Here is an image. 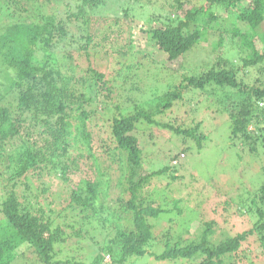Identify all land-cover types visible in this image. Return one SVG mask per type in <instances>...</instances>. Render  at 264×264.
I'll return each mask as SVG.
<instances>
[{
  "label": "trees",
  "instance_id": "16d2710c",
  "mask_svg": "<svg viewBox=\"0 0 264 264\" xmlns=\"http://www.w3.org/2000/svg\"><path fill=\"white\" fill-rule=\"evenodd\" d=\"M11 1L18 9L29 12V3L35 5L40 1L46 5L51 0H29L26 5L20 0ZM79 1L75 10L68 8L66 17L52 12L41 15L37 22L6 24L0 31V77L7 82L4 89L0 86V167L5 157L11 161L12 155L18 153L16 169L7 171L8 177L0 176V264H129L131 257L147 253L158 260L175 263L178 259L183 262L196 259L199 264H264V163L259 177L261 183L255 189H248L234 205L231 204L232 207H223V216L236 208L244 209L242 215L251 222L249 227L239 232L228 228L231 232L218 239L216 228L222 226L215 219L200 220L195 236L191 229H183L184 225L179 231L170 226L161 238L163 250L154 252L149 248L158 236L149 218L159 217L162 213L183 214L185 208L179 204L181 199L171 207H168V200L158 204L152 197L153 192L146 188L154 177L171 168L177 171L176 166L166 165L135 179L142 169L143 151L134 134L140 125L155 123V116L170 109L173 100L181 99L187 88L199 89L204 94L222 89L224 96L221 102L231 105L225 106L222 113L230 111L232 140L241 141V147L255 156L264 151V106L260 105L264 102V34L262 41L258 39L264 23V0H173L169 2L168 9L164 7L166 4L159 7L152 0L140 4L138 0H135L137 4L127 0L119 3L121 15L114 19L101 18L104 21L101 31L90 25L91 17L90 23L88 18L83 19V23L79 21L87 7L96 9L106 0ZM218 7L240 8L231 27L232 36L238 38L231 44L239 48L237 53L242 66L247 69L246 78L240 76V64L230 57L219 56L217 64H212L201 76L184 75L179 85L160 96L152 110L144 105H136L128 113L121 106L112 109L110 127L113 140L102 141L96 149L102 148L111 154L112 163L116 162V157L126 163L128 176L122 195L128 192L129 199L124 201L122 196L120 200L125 203L124 211L130 212L129 218L119 226L115 222L118 209L113 207L111 194L105 192L111 183L110 176L98 162L92 130L98 126V122L92 121L98 112L94 102L98 89L96 95L94 90L100 82V86L106 89L108 82L103 81L104 74L93 68L91 63L93 65L99 60L97 54L101 52L103 57L100 60L108 62L110 58L121 65L118 74L129 77L125 74L133 64L126 61L136 54L132 23L135 9L139 8L141 15L148 14L152 8L165 12L164 17H157L159 26L142 29L159 50L167 53L170 62L185 58L189 50L203 37L206 38L208 29L221 26L218 12L214 10ZM202 15H207L210 22L207 28L195 23ZM241 24L248 26L249 31L246 32ZM66 37L71 38V49L63 53L60 60L72 57V51L78 52L88 61L87 73L91 77L78 76V70L72 64L65 69L66 63L56 58L57 48L64 47ZM223 43L224 38L220 37L214 49L218 50ZM258 43L263 47L259 48ZM141 64L136 66L141 68ZM4 100L6 103H2ZM175 117V122L171 120L155 125L170 135L194 138L201 145L205 137L200 131L202 122L186 125L181 121L183 118ZM102 126L100 124L98 128ZM184 152L182 150L181 153L186 156ZM181 158L180 154L175 156L173 163L177 165ZM84 164L91 170L96 169L94 174L102 169L103 177L87 179L83 185V177L76 178V175L84 174L86 170L81 166ZM44 165L51 172H59L68 185L77 186L70 192L65 209L75 212V216L82 219L83 226L94 218L108 236H100L101 239L96 240L98 235L95 231L97 236L87 238L92 229L84 232L83 226L72 224L65 229L51 217L53 209L42 202V197H47L46 189L39 193L33 185V177L40 175ZM172 176L177 177L176 174ZM121 182L120 177L118 184ZM102 192L107 194L110 203L102 201ZM49 201L50 204L54 202ZM92 228L96 230L98 227ZM110 230L114 231V236ZM70 235L78 240H88L79 244V252L87 248V253L82 252L80 258H59L57 247L67 242ZM248 242H253L255 249H243L242 245ZM26 248L32 258L26 254Z\"/></svg>",
  "mask_w": 264,
  "mask_h": 264
},
{
  "label": "rangeland",
  "instance_id": "374dc122",
  "mask_svg": "<svg viewBox=\"0 0 264 264\" xmlns=\"http://www.w3.org/2000/svg\"><path fill=\"white\" fill-rule=\"evenodd\" d=\"M27 1L29 0H20L25 5L28 4ZM125 1L127 0H106L104 4H100L96 9L87 7L79 23H83V19L87 18L90 23L89 17H91L90 25L96 31H101L104 25V21L101 18L108 17L109 19H114L116 16L121 15L119 3ZM130 1L133 4H137L139 1L138 4H140V2L144 3L148 0ZM172 1L152 0L159 7L163 6V3L166 4L164 6L165 8ZM67 3H69V6ZM79 3V0H51L50 4L46 5L40 1L35 5H32L33 2H31L27 5L31 10L25 12L12 4L11 0H0V31L6 24L22 21L37 22L41 15L51 14L52 12L66 17L68 8L75 10V7ZM136 6L138 7V5ZM239 9L238 7L231 10L223 9L222 7L214 9L218 12L216 14H218V21L221 26L215 27V29H208L206 38L203 37L195 47L189 50L185 58L173 62L168 60L167 53L159 50L155 46V42L142 29L159 26L157 17H164L165 12L152 8L148 14L141 15V9H135L136 16L132 23V29L135 32L133 35V44L136 54L134 57L126 58L127 61L124 59L127 63L133 64V67L128 69L126 74L123 71V74L125 76L129 74V77L125 78L124 75H119L118 70H120L121 65L112 62L110 58H108V62L100 60L103 57L101 52L97 54L99 60L93 62V65L91 63L93 68H96L104 74L103 81L108 82V89L107 87L105 89L103 86H100L102 84L100 82L94 90L96 95V90L98 89L94 101L98 107V112L94 115L92 121L93 123L98 122V126L92 130L95 134L93 143L95 145V154L99 160L98 162L101 163V168L106 172V175L110 176L111 183L106 187L105 192L111 194V197H113V207L116 206L118 209L120 219L118 218L119 215H117L115 222L119 226H122L120 222L124 224V221L129 218L130 212L126 209L124 211L125 203L120 200L122 196L125 197L124 201H128L129 199L128 192L122 195L124 185L127 184L126 177L128 176V171L126 163L124 160H117V157L116 162L112 163L111 154L106 153L102 148L96 149L101 146L102 141L105 142L107 140V142H112L113 140L111 139L110 127L111 116L114 113L112 109L116 106H121V109L125 113H128L132 107L144 105L146 108L152 110L160 101V96L179 85L184 75L201 76L212 64H217L219 56L224 58L230 57L234 62L240 64V70L242 69L240 76L246 78L245 70L247 69L242 66L240 54L237 53L239 48L237 49L236 46L231 44V41L234 40L236 42L238 38L232 36L233 32H231V27H233V22L237 20L236 16ZM195 23L206 28L210 25L207 15L200 16ZM241 26L244 30H247L246 32L249 31L248 26L242 24ZM263 34L264 23L258 35V39L261 41ZM220 37L224 38L223 46L215 50V42L219 41ZM66 38L67 40L64 39L63 41L64 47L61 45L62 47L57 48L56 58L59 61H62L60 59L63 57V53L71 49V38ZM258 46L259 48L263 47L261 43H258ZM71 56H66L62 61V63H66L65 69H68V66L72 67V64L78 70V76L91 77V74L87 73L88 61L82 55H79L78 52L72 51ZM140 62L142 63L141 68H139V64V67L136 66ZM2 80L3 78L0 77V81ZM6 83L3 80L0 86L4 89L7 85ZM211 91L204 94L199 89L189 87L183 91L181 99L177 101L173 100L169 107L170 109L155 116V123L171 120L175 122V116L179 119L183 118L181 121L186 125L202 122L200 131L205 134V137L202 138L201 145L194 138H185L183 135L176 136L177 134L172 135L174 133L170 135V133L163 132L155 123H153L154 125L150 123L147 126L140 125L134 131L143 151L142 169L135 179L166 165L172 164L176 166L177 171L171 168L166 173L154 177L146 185V188L153 192L152 197L158 201V204L168 200V207H171L175 205L177 199H181L179 204L185 208L183 214H177L176 212L173 214L162 213L159 217L149 218V222L153 225V231L158 236V240H153L151 243L152 246L149 248V250L151 249L154 252H161L163 250L164 247L161 238L170 226L177 228V231L183 227L186 230L189 228L195 236L196 230L200 226V220L215 219L222 226L216 228L218 239L231 232L228 228H231L233 232H239L249 227L250 221L248 217L242 215L244 209L240 211L236 208L223 216V207H232L231 204L234 205L235 201L240 196L245 195L248 189H255L261 183L259 177L262 174L261 168L262 163H264V151H261L260 154L255 156L241 147V141L237 139L232 140V123L229 118L230 111L227 110L222 113L224 107L230 104L221 102L224 96L222 89L214 90L212 93ZM2 103H6V100ZM260 105L264 106V102ZM100 124H103V126L98 128ZM182 150H185L184 153L186 156L181 153ZM179 154L182 158L175 165L173 163L175 160H172V158ZM17 156L18 153L15 156L12 155L13 160L11 161H8L6 157L4 158L0 167V176L8 177V173L6 172L16 169ZM86 161L90 163V161ZM81 166L86 171L83 175L77 174L76 178L79 177L81 179L83 177V185L86 184L84 181L87 179H101L103 177L101 175L102 169L100 172L98 169L97 173L94 174L96 169L91 170L85 164ZM173 174H176L177 177L174 178L172 176ZM120 177L122 182L118 184ZM33 178L35 179L33 180L35 190L41 193V190L46 189L47 197H42V202L46 204V207L48 206L53 209L50 212L51 217L62 224L65 229L68 224L79 227L83 226L81 225L82 219L75 216V212H72L70 209H65L68 200H70L69 194L73 189L77 188L76 185L70 183L68 185V182L63 179L59 172H51L46 165L42 167L40 175L34 176ZM104 178L108 179V177ZM76 180L79 181V179ZM102 181L104 184L106 183L105 180ZM101 194H104L102 201L106 204L110 203L107 194L104 192ZM63 199L65 202H63ZM49 200H54L53 204H50ZM91 220V222L87 220V225L83 226L84 232L85 229H92L91 233L87 235V238L90 235L96 234L98 235H96V240L101 239L100 236H108V233L102 229L101 224L97 220L94 218ZM92 227L98 228L95 230ZM113 232V230H110L109 233L111 236H114ZM87 241V239L78 240L70 235L67 242L61 243L57 247L59 249V258L72 256L80 258L82 252L87 253V248H83L84 250L79 252V244L86 243ZM249 247L255 249V244L248 242L242 245L243 249ZM28 250L26 248V254L29 258H32V254ZM129 264H199V261L195 259L190 262H183V260L178 259L175 263V261L170 260H158L150 253H147L141 257H131Z\"/></svg>",
  "mask_w": 264,
  "mask_h": 264
},
{
  "label": "clouds",
  "instance_id": "9594fccd",
  "mask_svg": "<svg viewBox=\"0 0 264 264\" xmlns=\"http://www.w3.org/2000/svg\"><path fill=\"white\" fill-rule=\"evenodd\" d=\"M109 257V256H108ZM108 257H106V259H109Z\"/></svg>",
  "mask_w": 264,
  "mask_h": 264
}]
</instances>
